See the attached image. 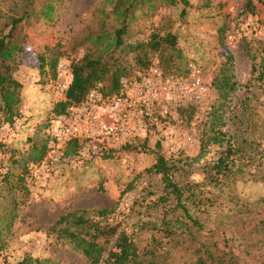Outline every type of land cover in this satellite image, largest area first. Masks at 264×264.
Segmentation results:
<instances>
[{
  "label": "rangeland",
  "instance_id": "rangeland-1",
  "mask_svg": "<svg viewBox=\"0 0 264 264\" xmlns=\"http://www.w3.org/2000/svg\"><path fill=\"white\" fill-rule=\"evenodd\" d=\"M49 1L56 9L51 23L42 17L39 9ZM117 1L34 0L36 13L28 16L18 29L25 48V57L16 72L23 84L22 116L14 128L0 129V140L7 145L6 152L0 151V158L12 164L9 156L15 151V157L23 160L15 171L24 173L30 168L26 182L20 187L0 186V264H18L26 257L38 258L42 264H90L83 253L67 241L48 233L59 217L79 209L109 208L114 210L112 219L132 233L138 230L141 220L157 218V210L149 211L147 204L161 191V179L147 168L155 162L153 150L158 143L161 153L173 165L176 180L185 185L203 180L205 165L214 161L224 149L210 142L206 154L200 156L202 141L210 140L209 135H212L209 129L214 108L224 104L227 125L223 130L227 134L241 130L254 111L264 119V77L259 79V71L254 72V61L248 55L251 51L258 63L264 59V3L257 4L255 14H245L242 13L244 0H213L209 7H205L206 0H179L175 5L166 0L139 1L131 13L134 18L129 21L126 42L144 40L153 30L162 33L172 30L177 34L182 55L172 70L163 66L158 56L152 57L148 68H143L135 64L134 53L118 50L115 56L124 59L131 68L127 78L136 80L157 68L165 80L190 82V64H195L202 69L208 82L207 92L196 103L180 100L168 116L156 112L147 122V132L132 137L122 149L103 151L104 142L92 143L86 145V156H81L76 163L73 161L78 153L67 156L68 161L53 162L48 171L43 170L47 149L45 157L35 162L31 159L32 148L36 145L40 151L45 144L50 123L56 117L54 108L63 97L55 92L52 80L47 83L51 75L41 72L37 56L58 41L67 52L59 61L70 63L88 51H100L86 37L100 33L102 21L108 23L107 30H114L112 26L119 24L118 15L114 13ZM13 3L18 4L15 13L9 11ZM21 3L22 0H0V10L20 16L24 13L18 9ZM5 22L6 18L0 17V28L7 30ZM224 27L227 31L221 38L220 31ZM223 71L237 82L231 103L223 100L215 86L216 78ZM186 105L196 107L191 120L180 108ZM263 128L259 126L255 135ZM109 144L112 148L121 147ZM130 184L133 189L125 193ZM238 192L244 201H256L264 195V182H239ZM148 235L144 233L143 236ZM183 261L180 254L169 257L171 264Z\"/></svg>",
  "mask_w": 264,
  "mask_h": 264
},
{
  "label": "trees",
  "instance_id": "trees-1",
  "mask_svg": "<svg viewBox=\"0 0 264 264\" xmlns=\"http://www.w3.org/2000/svg\"><path fill=\"white\" fill-rule=\"evenodd\" d=\"M139 1L146 0L117 1L114 13L118 15L119 24L112 26L114 30H107L105 26L108 23L102 21V31L86 37L100 51L94 53L91 50L78 60L72 59V78L63 99L54 108L56 117L66 114L70 105L84 100L93 89H98L104 95L120 93L121 79L131 74V68L124 59L115 56L118 50L121 53H134L135 64L143 68L149 67L154 56H158L162 65L169 70L176 66L182 54L177 34L172 30L164 33L153 30L144 40L126 42L129 21L134 18L131 13ZM166 1L173 5L179 2ZM212 1L206 0L205 7H209ZM259 3H264V0H244L242 13L255 14ZM15 6L18 4L10 5L9 11L15 13ZM18 9L24 11L20 16L0 10V17L6 18L4 26L7 28H0V129L14 128L22 116L23 84L16 72L25 57V48L18 29L37 10L34 0H22ZM39 9L42 17L51 23L55 4L52 1L44 2ZM226 31L227 27L221 28V38ZM63 48L58 41L37 56L41 72L46 76L51 75L46 79L47 83L52 80L54 85L58 79L59 60L67 54ZM248 55L254 61V72L259 71V79L263 80L264 59L258 63L251 51ZM229 57L232 58L231 55ZM215 83L223 100L231 103L237 82L223 71ZM180 108L184 114L188 113L189 120L196 112L193 105ZM225 113L224 104L211 112L209 130L212 135H209L210 140L202 141L200 156L206 154L210 142L224 149L214 161L205 165L203 180L179 184L173 165L161 153V144L158 143L153 150L155 162L147 171L160 175L162 189L147 207L149 211L157 210L156 219L141 220L138 230L129 233L121 227V223L112 219V209H79L59 217L49 227L48 233L67 241L75 250L83 253L90 264H171L169 257L172 254H180L184 259L180 264H264V195L251 202L240 198L238 192L239 182H264V128L255 135V130L264 126V119L254 111L241 130L227 134L223 130L227 125ZM48 136L40 151L36 145L33 146L32 161L38 162L45 157L50 140ZM129 140L119 148L109 147L104 142L102 145L106 148L103 151L122 149ZM84 143L81 139L69 141L65 155L77 154ZM6 149L7 145L0 140V151L4 153ZM9 160L12 164L0 158V186L7 184L11 189H16L26 182L30 166L24 173L16 172L23 160L15 157V151H12ZM132 189L133 185L130 184L124 192ZM144 233L149 235L144 237ZM18 264L42 263L38 258L26 257Z\"/></svg>",
  "mask_w": 264,
  "mask_h": 264
},
{
  "label": "built area",
  "instance_id": "built-area-1",
  "mask_svg": "<svg viewBox=\"0 0 264 264\" xmlns=\"http://www.w3.org/2000/svg\"><path fill=\"white\" fill-rule=\"evenodd\" d=\"M190 70V82L165 80L162 73L153 68L148 75L136 80L123 77L119 94L104 95L98 90L90 91L84 100L70 105L66 114L52 120L48 128L50 140L47 158L42 162L43 170L48 171L53 162L68 161L65 151L73 139L85 142L73 161L76 163L81 156H86L89 144L106 142L121 146L132 137L146 133L147 122L155 117L156 112L168 116L180 100L201 101L209 88L208 82L199 66L190 64ZM58 72L54 90L63 97L71 79L70 63L59 61ZM33 169L32 176L35 175Z\"/></svg>",
  "mask_w": 264,
  "mask_h": 264
}]
</instances>
